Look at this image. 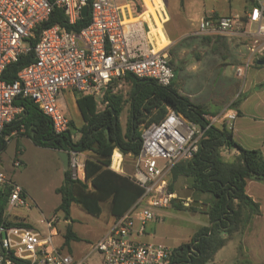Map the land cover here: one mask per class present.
<instances>
[{"label":"built area","instance_id":"1","mask_svg":"<svg viewBox=\"0 0 264 264\" xmlns=\"http://www.w3.org/2000/svg\"><path fill=\"white\" fill-rule=\"evenodd\" d=\"M245 22L240 14L210 12L198 20L200 35L240 34L250 37L247 54L237 73L245 76L264 57V0H255ZM90 21L79 30L59 23L43 28L36 43L37 28L50 19L54 9H62L70 25L86 18ZM164 8L157 17L149 12L146 0H0V140L22 106L19 97L32 99L50 118L55 133L70 127V117L59 102L65 91L75 95H92L102 100L115 79L128 74L150 78L169 86L175 78L167 44L159 46L156 29H164ZM252 24L254 27H248ZM33 50L35 60L18 72L17 78L6 81L3 76L12 62ZM205 127L168 107L160 122L144 124L140 152L134 159L131 179L143 188L142 195L121 216L114 217L108 229L86 252L76 256L58 243L60 236L54 216L38 219V225L26 220L15 221L11 214L16 207L30 208L25 191L0 168V194L7 198L0 222V264H90L94 254L96 264H171L175 247L162 242H144L150 221L163 219L155 208H167L178 198L169 189L174 166L192 159L200 149L207 128L223 121L233 130L238 113L227 110L222 115H204ZM74 138V135L72 136ZM69 167L74 179H85V152L70 148ZM118 153V155H117ZM110 169L125 173V154L115 148ZM12 221L13 223H9Z\"/></svg>","mask_w":264,"mask_h":264},{"label":"trees","instance_id":"2","mask_svg":"<svg viewBox=\"0 0 264 264\" xmlns=\"http://www.w3.org/2000/svg\"><path fill=\"white\" fill-rule=\"evenodd\" d=\"M89 21L90 16L70 25L62 9L56 8L50 19L37 28L35 37L30 42L34 45L40 31L45 27L59 23L69 29L79 30ZM34 60L33 50L22 54L17 61L8 65L3 78L8 82L14 81L18 72ZM259 60H264V57ZM125 78L133 84L126 130L120 120L125 106L124 96L112 89L119 79H115L104 93L101 100L103 109H99V98L76 94L83 124L77 127L71 120L69 129L60 134L55 133L50 118L32 99L19 96L15 100L16 105L22 106V111L6 127L4 135L24 127L37 145L57 151L73 148L89 153L85 158V179L72 178L70 170L67 169L64 171L63 183L57 189L61 194L59 209L65 212L66 217L70 216L73 203L81 205L95 216H100L102 203L108 201L110 214L118 217L138 200L143 188L129 175L110 169L111 156L115 148L125 155L137 156L142 144V125L160 122L168 107L176 109L203 127L208 123L204 117L208 114L205 108L181 94L174 83L163 86L153 79L133 74H128ZM76 131L80 133L78 139L72 137ZM6 145L7 141L3 136L0 140V152ZM224 148H236L239 153L234 160H225L222 155ZM181 178L190 184L196 200L204 193L210 195V199L205 202L207 209L203 211L210 224L201 227L191 240L175 247L171 264H210L231 233L241 231L250 217L260 212L259 204L248 195L246 186L249 180L264 181V154L260 149L246 148L237 143L232 131L224 123L221 126L211 125L201 140L199 152L192 159L180 161L174 166L169 184L171 191L176 189V181ZM6 202V196L1 193L0 222ZM173 205L177 209H197L191 204L178 203L177 199L173 200ZM224 233L229 236L224 237ZM73 240H79V236L69 225L65 233V243L69 244ZM239 252L242 253L241 246Z\"/></svg>","mask_w":264,"mask_h":264},{"label":"rangeland","instance_id":"3","mask_svg":"<svg viewBox=\"0 0 264 264\" xmlns=\"http://www.w3.org/2000/svg\"><path fill=\"white\" fill-rule=\"evenodd\" d=\"M253 3V0H162L158 8L165 7L170 17H179L181 20L187 17L189 23H192L200 15L212 12V10L221 14H240L241 16L244 14L246 16ZM175 52H177L176 47ZM220 81L222 79H217L211 83V86L217 89L220 86ZM132 88V82L125 77L119 79L112 88L113 92L122 94L125 99L124 110L120 115L125 130L130 116ZM70 97V94L62 93L59 102L76 126L81 127L83 120L76 100L74 103ZM98 104L99 109H103L104 104L101 99H98ZM221 123V121L216 122V125L221 126ZM79 136L80 133L76 131L74 139H78ZM88 154L85 152V156ZM222 155L225 160L236 158L231 154L229 148H224ZM125 163V175L130 176L134 170V159L131 154L125 155ZM0 168L25 191L26 198L31 204L30 208H14L11 219L16 216L22 217L29 223L38 225V219L42 216L47 218L58 216L60 218L58 223L60 236L57 241L58 243L65 241V233L70 225L78 234L79 240L66 243V248L73 251L76 256L86 252L90 245L104 234L114 218L110 214L108 201L102 203L103 210L100 216L87 212L77 203L71 205L70 216H65V212L59 209L61 194L57 191L63 183L65 171L60 157L54 149L35 144L29 138L24 127L16 130L14 135L7 136V145L0 152ZM189 185L184 178L176 181L177 201L184 205L191 204L197 209L194 210L190 207L177 209L173 203L167 208H155V212L163 219L152 220L148 223L149 234L141 237L144 242H162L170 246H178L191 240L201 227L210 224L207 214L203 212L207 209L205 202L210 199V195L204 193L199 195L196 200L193 194L188 199L186 195L192 194ZM99 258V254L92 255L89 259L90 264H96Z\"/></svg>","mask_w":264,"mask_h":264},{"label":"crops","instance_id":"4","mask_svg":"<svg viewBox=\"0 0 264 264\" xmlns=\"http://www.w3.org/2000/svg\"><path fill=\"white\" fill-rule=\"evenodd\" d=\"M146 3L148 13L151 12L158 20L157 9H160L158 7L162 0H146ZM250 8L246 16L242 14L246 21ZM164 10L167 14L166 22L164 29L160 23L156 29L157 41L159 46L167 44L175 70V88L193 103L203 106L209 115H222L227 110L236 111L238 117L232 130L234 140L243 147L260 149L264 154V64L248 70L245 76H240L236 70L246 57L249 35H200L196 33L198 20L207 12L189 23L187 17L184 20L170 17L165 7ZM212 12L221 14L215 10ZM249 26L254 27L248 24L247 28ZM217 79L222 81L214 89L211 83ZM64 94H70L71 101L75 103L76 95L72 91H65ZM221 122L222 125L224 122ZM238 153L236 148L231 149L234 156ZM190 190L192 194L186 195L188 199L193 195V190ZM246 190L259 204L260 212L253 214L241 231L231 233L210 264H264V181L249 180ZM174 191L178 194L177 186ZM16 217L12 219L26 220ZM227 236L229 234L224 233V237ZM240 246L242 253L239 252Z\"/></svg>","mask_w":264,"mask_h":264},{"label":"water","instance_id":"5","mask_svg":"<svg viewBox=\"0 0 264 264\" xmlns=\"http://www.w3.org/2000/svg\"><path fill=\"white\" fill-rule=\"evenodd\" d=\"M88 12H89V8L86 5L82 9L83 16L86 17L88 15ZM257 62H258V64H264V60H258ZM58 156L60 157V160L63 164L64 169L67 170L69 167V153H68V151L60 150V151H58ZM0 247H1V243H0Z\"/></svg>","mask_w":264,"mask_h":264}]
</instances>
